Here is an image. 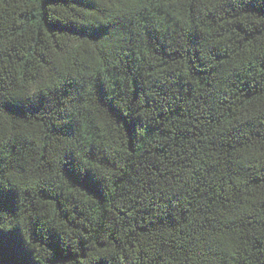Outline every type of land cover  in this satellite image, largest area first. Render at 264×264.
<instances>
[{
  "label": "trees",
  "instance_id": "16d2710c",
  "mask_svg": "<svg viewBox=\"0 0 264 264\" xmlns=\"http://www.w3.org/2000/svg\"><path fill=\"white\" fill-rule=\"evenodd\" d=\"M0 264H264V0H0Z\"/></svg>",
  "mask_w": 264,
  "mask_h": 264
}]
</instances>
